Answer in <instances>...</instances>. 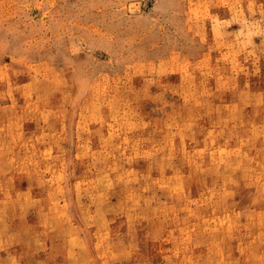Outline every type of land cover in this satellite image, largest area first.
I'll return each mask as SVG.
<instances>
[{
    "label": "rangeland",
    "instance_id": "1",
    "mask_svg": "<svg viewBox=\"0 0 264 264\" xmlns=\"http://www.w3.org/2000/svg\"><path fill=\"white\" fill-rule=\"evenodd\" d=\"M34 263L264 264V0H0V264Z\"/></svg>",
    "mask_w": 264,
    "mask_h": 264
},
{
    "label": "bare ground",
    "instance_id": "2",
    "mask_svg": "<svg viewBox=\"0 0 264 264\" xmlns=\"http://www.w3.org/2000/svg\"><path fill=\"white\" fill-rule=\"evenodd\" d=\"M179 210V209H178ZM143 213V212H142ZM41 256V255H40ZM24 258V257H23ZM34 258V257H33ZM18 259V258H17ZM34 262V261H33ZM29 263V262H28ZM34 264H36V263H34ZM45 264V263H44Z\"/></svg>",
    "mask_w": 264,
    "mask_h": 264
}]
</instances>
